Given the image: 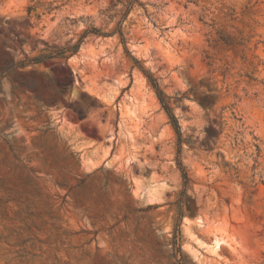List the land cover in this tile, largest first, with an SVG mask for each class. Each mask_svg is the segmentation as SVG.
Wrapping results in <instances>:
<instances>
[{
  "label": "rangeland",
  "instance_id": "obj_1",
  "mask_svg": "<svg viewBox=\"0 0 264 264\" xmlns=\"http://www.w3.org/2000/svg\"><path fill=\"white\" fill-rule=\"evenodd\" d=\"M0 264H264V0H0Z\"/></svg>",
  "mask_w": 264,
  "mask_h": 264
},
{
  "label": "trees",
  "instance_id": "obj_2",
  "mask_svg": "<svg viewBox=\"0 0 264 264\" xmlns=\"http://www.w3.org/2000/svg\"><path fill=\"white\" fill-rule=\"evenodd\" d=\"M157 95L159 96V100H160L161 102H163V99H162V96H161V91H160L159 89H157ZM163 106H164V108H165L167 114H168L170 117H173L172 113L169 111V107H168L167 105H164V104H163Z\"/></svg>",
  "mask_w": 264,
  "mask_h": 264
},
{
  "label": "bare ground",
  "instance_id": "obj_3",
  "mask_svg": "<svg viewBox=\"0 0 264 264\" xmlns=\"http://www.w3.org/2000/svg\"><path fill=\"white\" fill-rule=\"evenodd\" d=\"M220 240H217V239H215L214 241H213V244L216 246V247H219V245H220Z\"/></svg>",
  "mask_w": 264,
  "mask_h": 264
}]
</instances>
